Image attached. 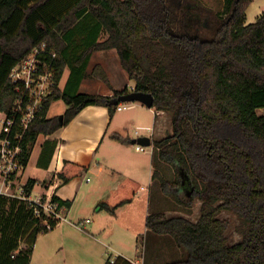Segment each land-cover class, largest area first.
Masks as SVG:
<instances>
[{
  "label": "trees",
  "instance_id": "16d2710c",
  "mask_svg": "<svg viewBox=\"0 0 264 264\" xmlns=\"http://www.w3.org/2000/svg\"><path fill=\"white\" fill-rule=\"evenodd\" d=\"M222 1L217 10L201 0H0V112L10 114L18 96L13 66L43 44L57 53L54 89L22 141L25 166L39 135H52L88 105L106 106L113 118L120 103L108 101L137 90L152 93L153 107L171 113L172 132L153 144L176 177L171 181L155 169L153 179L177 203L192 206L199 200L201 206L196 221L164 211L147 215L150 231L187 250L185 258L163 264H264V113L259 112L264 108V12L247 23L254 0ZM89 15L96 27L79 28L93 38L72 59L73 37ZM100 26L109 34L103 41L97 40ZM112 48L135 86L112 96L79 91L92 54ZM67 67L76 85L62 89ZM90 76L110 82L100 65ZM59 99L67 105L63 120L48 116ZM54 149L47 140L40 166H47ZM86 169L67 160L58 176L67 183ZM182 174L191 186L189 196ZM37 181L25 183L28 195ZM139 186L125 177L98 208L115 213ZM53 200L66 209L72 205L56 194ZM223 212L238 217L239 241L228 235L230 220ZM49 222L55 227L58 220ZM52 229L32 202L0 194V264H30L39 234ZM112 259L105 264H134L122 255Z\"/></svg>",
  "mask_w": 264,
  "mask_h": 264
},
{
  "label": "crops",
  "instance_id": "0c3cea01",
  "mask_svg": "<svg viewBox=\"0 0 264 264\" xmlns=\"http://www.w3.org/2000/svg\"><path fill=\"white\" fill-rule=\"evenodd\" d=\"M88 26L89 25H83V27L86 28ZM79 27H82V24L78 25V30H82V28ZM74 37L76 36L74 35ZM114 50L115 48L108 49L104 52H111ZM115 55H117V52H115ZM115 61H120L119 57H115ZM122 70L124 75L128 77L125 87L132 89L135 86V81L129 77V74L125 69ZM69 71L67 67L61 79L62 89H69L76 83L75 78L71 77V72ZM83 81L84 79L80 81V85L78 88L79 91L82 84L84 83ZM120 88H116L112 84H107L105 89L100 93L103 95L112 96L115 90H122ZM66 109L67 105H65V107L61 110L62 114L65 113ZM126 109H134V106ZM126 109L117 111H124ZM149 111L152 113V121H154V127H152L151 129V134L148 135L152 140V145L150 146L153 148V152L150 154L151 157L149 158V160L145 163V165H142L141 168L140 166L135 165L133 167L137 169L134 171V169L131 167L132 173H127V171L122 172L120 170V167L116 165V163L109 155L111 148H117L120 150L123 147V144L121 143L127 141V137L125 133H123L125 127H121L118 124H116L117 127H115L112 134L109 133V130L111 129L113 123H116L117 117L115 113L113 118H111L109 109L104 105H88L83 108L77 115H75V117H73V119L67 125H64L52 135H39V137L43 136L44 138L40 142V151L36 159V170L38 172L36 171L37 175H34V177H29V179L34 178L38 180L37 184L34 187V189L39 187L38 191L40 192L37 193L38 195L56 194L63 200H71L72 205L70 208H64L63 213L66 219L60 220L52 230L39 234L32 253L30 264H78L77 260H83L84 264H105L111 257H105V254L108 251H106L105 253L104 248H110V245L105 244L103 239L96 237V234H100L102 237L108 238L111 235V232L114 230V226L112 224H110L109 227L110 231L107 230L106 225L108 219L110 217L113 218L114 216H116V214L124 206H126L127 203L121 205L113 214L109 213L105 209L99 208L100 210L99 212H97V215H102L100 216V223H96L93 219L90 218V216L80 217L79 215L77 217H74L73 209L77 201H82V204H84L86 207H90L93 209L98 208L99 203L102 200L106 199L110 195L111 191L116 188L125 177H131L142 183V187L140 191L134 196V199L140 197L143 191L146 189V191L148 192L147 202L149 206L147 215L152 212V210L150 209L152 200V186L155 182V180L153 179V172L155 169H159L164 174V171L158 167L162 165L163 161L157 158V151L153 143L154 140L168 135V131L166 128L162 127V122H160V115L163 110H157L155 107H150ZM48 116L53 117L60 115L57 113L54 115L51 114L49 109ZM136 134H138L139 137L143 136L138 133V130L136 131ZM119 136L121 138H119ZM39 137L36 139L32 147V152L34 150L36 142L39 140ZM106 139H110L114 144L109 145L106 150L103 151V154L101 149ZM47 140H50L51 143L55 145V149L52 151L51 157L47 162V166L45 167L39 165V160L43 151V146ZM116 141H118L119 143H117ZM145 150L146 149L140 151ZM107 152L108 155L106 154ZM67 160L85 166L87 168L85 175L87 172L95 173V175L99 177V181L95 185L88 186L87 188H82V181H80L79 183L74 181L62 183L61 179L58 176V173L63 168L64 163ZM28 164L25 166L22 172L26 170ZM140 170L143 172L141 173ZM22 172L21 174H19L20 176L22 175ZM145 172L148 173V181H146V183H144L143 177H141V175ZM19 175L16 176V181H18ZM50 176L51 179L49 178ZM29 179H27V181ZM40 180H42L41 183L47 181L45 182V186L40 185ZM85 180L89 182L91 181V178L88 176ZM51 181H53V183ZM88 218L90 219V221L86 222L85 220ZM80 221H85V224L79 227L76 224ZM91 223H93L91 228V230H93V233L88 234L85 231L88 230L87 225ZM145 227L148 244L150 240L152 242L159 243L163 236L160 234H155L150 231L147 226ZM92 247L93 249L90 250V248ZM94 247H97V250H94ZM121 248L115 246V248L112 249L115 251V255L112 258H115L117 255H122L132 261L134 264H163L166 261H163L162 253L169 254L170 252L172 253V251H174L168 250L164 252V250L156 249L145 250L137 256L136 253L133 252V250H124L123 248Z\"/></svg>",
  "mask_w": 264,
  "mask_h": 264
},
{
  "label": "rangeland",
  "instance_id": "374dc122",
  "mask_svg": "<svg viewBox=\"0 0 264 264\" xmlns=\"http://www.w3.org/2000/svg\"><path fill=\"white\" fill-rule=\"evenodd\" d=\"M205 5L213 8V9H223V1L222 0H201ZM264 12V0H254L247 9V23L254 22L258 16H260ZM91 18V19H90ZM205 27L210 26V22L208 18H204ZM89 24H88V23ZM80 24H82V28L84 26H92L96 27L98 24V21L95 20L92 16L89 15V18L83 19ZM78 35V36H77ZM92 35V34H91ZM89 35L88 31L85 29L79 30L76 32V37H74V40H72V48L70 50L69 57H74L75 52H78L79 46L87 44L89 40H91L93 37ZM109 36L108 32L104 29V27L100 26V33L97 36L98 41H103L107 39ZM88 38V39H87ZM113 49V48H112ZM106 50H97L92 54V57L88 63V66L86 68V74L84 77V83L82 84L80 91L81 92H91V93H98L101 94L108 83L101 79H96L93 76H90L92 74L94 67L96 65H100L104 68V71L107 73V76L109 78V84L108 85H114L116 88L124 89L125 84L127 82V76L124 75L123 70L125 69L121 61H115V57H119L118 51L114 50L111 52H104ZM80 51V50H79ZM115 52H117V55H115ZM73 59V58H72ZM120 59V57H119ZM71 70L68 68V71ZM126 70V69H125ZM67 71V70H66ZM65 72V71H64ZM71 72V71H69ZM67 73V72H66ZM111 78V79H110ZM131 84V82H130ZM60 87L62 88V84L60 82ZM130 87V86H129ZM131 89V88H129ZM125 105H131L134 106V109H126L124 111H117L116 113V123H113L111 129L109 130V133L112 134L115 127H117L116 124H118L121 127H125V130L123 133H125L127 137V141L121 143L123 144V147L119 150L117 148H111L109 155L111 156L112 160L116 163L118 167H120V170L122 172L127 171V173H132L131 167L135 169L133 166H141L145 165V163L149 160L151 157L150 154L153 152V148L151 146L145 147V151H140L136 149V146L139 144L137 142H133L134 139L139 137L138 134H136V131L138 130V133L140 135L148 136L151 134V129L154 127V121H152L153 115L149 111L150 107L147 105L138 102H124ZM66 103L63 99H59L55 101L51 108L50 113L51 114H62V109L65 107ZM260 113H264V108H261L259 110ZM172 115L168 111H163L160 115V122H162V127L166 128L168 131V134L172 132ZM115 124V125H114ZM1 127V122H0ZM154 133V132H153ZM43 136L39 137V140L36 142L34 150L32 152L30 162L26 168L25 171H21L22 175H19L18 181L14 183V192L21 193L24 191V184L26 183L27 179L29 177H34V175H37V165H36V159L38 157L39 151H40V142L43 140ZM119 143L118 141H116ZM113 145L112 141L110 139H106L105 143L102 146L101 151L103 152L106 150V148L109 145ZM104 154V152H103ZM108 155V152L106 153ZM110 158V159H111ZM164 171V175L171 181H174L176 177V171L175 168L169 164L163 161L162 165L158 166ZM37 171V172H36ZM138 171V170H137ZM21 172L19 174H21ZM86 172V171H85ZM85 172L80 175L76 176L70 181H74L79 183L82 181V188H87L88 186L95 185L99 180V177L95 175V173H86ZM142 173L143 171L140 170ZM118 174V173H117ZM184 180L182 184L183 192L186 196L190 195L191 192V186L185 179V174H182ZM90 177L91 181L87 182L86 177ZM143 177L144 183L148 181V173L145 172L141 175ZM51 179V176L49 177ZM78 180V181H77ZM42 180H40L41 183ZM47 182V181H45ZM45 182L41 183L40 185L45 186ZM53 183V181H51ZM139 182V181H138ZM140 186L136 192V194L140 191L142 187V183L139 182ZM20 190V191H17ZM39 187L35 188L32 191V196L37 195L40 191ZM135 194V195H136ZM147 196L148 192L146 189L143 191L142 195L138 197L137 199H134V197L127 202V205L124 206L113 218L110 217L107 221V230L110 231L109 227L110 224L114 226V230L111 232V235L108 238L102 237L100 234H96V237H99L104 240L105 244L110 245V248H104L105 257H114L115 251L112 250L117 246L118 248H123L124 250H133L134 253L138 256V254H141V252H144L145 250H174L172 253H162V259L163 261H171L174 259H182L187 256V250L184 248H179L176 243H174L172 240L166 237L165 235H162L160 242H152L150 240L149 244L147 241V235H146V217H147V210H148V202H147ZM200 206L201 202L199 200L195 201L192 206H186L177 203L172 198L165 195L160 188V185L157 181L154 182L152 186V200H151V207L150 209L152 211H164L168 216H184L189 218L190 220L196 221L200 215ZM99 208H90L86 207L84 204H82V201H77V203L74 206L73 209V215L74 217H77L80 215V217H88L90 216L91 219H93L96 223L101 222L102 215H97V212H99ZM106 212V211H101ZM101 214V213H100ZM222 218H228L230 220V225L228 229V235L230 236L231 240L233 242L240 240L239 233L236 232V225L239 223V219L236 215L229 213V212H223ZM75 219V218H74ZM92 224L87 225V232L93 233ZM146 241V242H145ZM149 247V248H148ZM96 248V249H95ZM103 248V247H102ZM121 248V249H122ZM93 249L90 248V250ZM94 250H97V247H94ZM111 254V255H110ZM168 254V255H166ZM110 255V256H108ZM140 256V255H139ZM141 257V256H140ZM165 259V260H164ZM76 263V262H75ZM78 264H84L83 260H77Z\"/></svg>",
  "mask_w": 264,
  "mask_h": 264
},
{
  "label": "built area",
  "instance_id": "2783aa9c",
  "mask_svg": "<svg viewBox=\"0 0 264 264\" xmlns=\"http://www.w3.org/2000/svg\"><path fill=\"white\" fill-rule=\"evenodd\" d=\"M45 53L51 56L50 61L47 60L48 56ZM56 56V52L47 50L43 44L41 48H35L26 58L15 64L10 77L18 96L10 114L0 112V194L32 202L37 215L44 216L48 229L54 228L49 222L50 219L58 222L66 219L64 207L53 200V194L32 196V192L28 195L24 188L22 190L24 193L14 192V183L16 176L25 168L22 141L26 130L45 109V100L55 86ZM130 107L132 106L122 102L117 110ZM137 149L144 150L145 147L137 145ZM85 221L89 222L90 219ZM85 221H80L76 225L83 226Z\"/></svg>",
  "mask_w": 264,
  "mask_h": 264
},
{
  "label": "water",
  "instance_id": "95a60500",
  "mask_svg": "<svg viewBox=\"0 0 264 264\" xmlns=\"http://www.w3.org/2000/svg\"><path fill=\"white\" fill-rule=\"evenodd\" d=\"M133 101H139L148 107H153L154 105V96L152 93L149 92H143V91H137V90H131L130 92L126 94L119 95L117 97L111 98L108 102L109 104L117 105L122 102H133ZM60 119L63 120L64 114H61ZM133 142H137L143 146H150L152 145L151 137L149 136H141Z\"/></svg>",
  "mask_w": 264,
  "mask_h": 264
}]
</instances>
